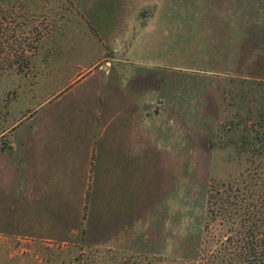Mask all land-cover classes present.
Instances as JSON below:
<instances>
[{
	"label": "rangeland",
	"instance_id": "rangeland-1",
	"mask_svg": "<svg viewBox=\"0 0 264 264\" xmlns=\"http://www.w3.org/2000/svg\"><path fill=\"white\" fill-rule=\"evenodd\" d=\"M34 10L43 35L18 39L33 53L0 61V147L11 151L12 136L36 143L51 115L62 135L82 136L103 102L140 104L146 144L134 192L119 184L127 160H95L107 184L95 175L60 206H31L30 221L0 237V264H170L154 257L159 243L207 189L264 203V0H45Z\"/></svg>",
	"mask_w": 264,
	"mask_h": 264
},
{
	"label": "crops",
	"instance_id": "crops-1",
	"mask_svg": "<svg viewBox=\"0 0 264 264\" xmlns=\"http://www.w3.org/2000/svg\"><path fill=\"white\" fill-rule=\"evenodd\" d=\"M92 116L82 136L77 134L68 139L62 135L51 115L49 121L37 123L36 143L30 137L12 136L11 151L0 147V237L12 231L11 224L15 221L28 223L31 206H60L62 199L72 198L73 192L86 191L95 175L99 184H107L110 175L104 167L96 174L93 172L95 160L111 162L110 156H119L120 162L127 160L128 170L123 172L119 184L127 185L125 190L130 186L129 193L135 191L136 169L141 166L146 144L143 125L147 121L141 116L140 104L103 102L95 104ZM19 124L13 127V132ZM118 177L116 174L115 178Z\"/></svg>",
	"mask_w": 264,
	"mask_h": 264
},
{
	"label": "trees",
	"instance_id": "trees-1",
	"mask_svg": "<svg viewBox=\"0 0 264 264\" xmlns=\"http://www.w3.org/2000/svg\"><path fill=\"white\" fill-rule=\"evenodd\" d=\"M43 1L0 0V61L27 60L33 53V46L19 48L23 43L18 41L19 31H37L38 37H27L30 43L40 40L43 33L38 31L34 9ZM48 29L47 26L45 32ZM239 196L229 192L221 197L217 189H207L201 209L188 208L182 224L173 222L167 226L175 233L165 243H159L154 257L170 264H264V203L250 202L249 195ZM225 228L228 232L223 235Z\"/></svg>",
	"mask_w": 264,
	"mask_h": 264
}]
</instances>
